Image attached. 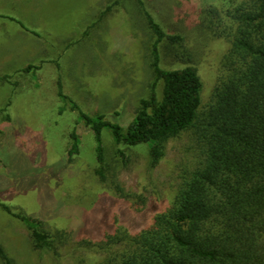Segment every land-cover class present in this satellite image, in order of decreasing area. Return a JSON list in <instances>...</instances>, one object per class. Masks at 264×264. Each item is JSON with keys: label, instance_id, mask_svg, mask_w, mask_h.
I'll return each instance as SVG.
<instances>
[{"label": "rangeland", "instance_id": "1", "mask_svg": "<svg viewBox=\"0 0 264 264\" xmlns=\"http://www.w3.org/2000/svg\"><path fill=\"white\" fill-rule=\"evenodd\" d=\"M142 1L166 32L184 35L186 46L193 49L194 66L203 83L198 110L203 118L216 84L226 73L223 63L231 42L209 35L197 39L194 26L209 6L224 14L248 0ZM10 2L8 9L16 11L15 15L22 16L18 9L24 5L26 21L19 25L41 35L39 60L33 59L40 74H27L30 85L26 90L19 87L15 97L38 104L34 111L39 120L25 127L22 139L13 141L17 147L4 159L9 164L0 167V245L14 264H105L123 250L120 240L107 246L109 236L138 234L175 202L183 174L200 161L195 137L187 130L168 140L165 156L150 168L147 146L124 150L128 162L123 165L110 130L103 129L106 161L114 168L121 189L133 195L123 199L95 176L96 143L80 115H104L125 128L134 118L139 100L148 97L152 81L149 31L139 8L130 0H121L113 9L116 12L103 15L98 22L102 0ZM33 7L38 11H26ZM8 47L0 45V52ZM165 56L162 52L163 69L185 66ZM38 76L42 85L37 83ZM72 133L77 136L79 151L70 158ZM119 148L123 150V146ZM22 219L38 222L54 239L52 248L34 250L29 226Z\"/></svg>", "mask_w": 264, "mask_h": 264}, {"label": "trees", "instance_id": "2", "mask_svg": "<svg viewBox=\"0 0 264 264\" xmlns=\"http://www.w3.org/2000/svg\"><path fill=\"white\" fill-rule=\"evenodd\" d=\"M120 1L111 2L103 14L114 11ZM130 1L149 31L152 81L148 97L139 100L125 128L104 115L91 118L81 113L96 143L94 174L123 199L133 196L121 189L106 161L105 128L123 165L128 162L124 150L145 145L149 166L156 167L165 156L164 144L187 130L201 157L192 171L183 174L175 202L157 214L150 227L136 235L109 236L107 246L120 240L123 250L110 254L105 264H264V0L242 2L224 14L212 6L201 11L194 26L196 38L209 35L231 42L223 63L226 73L203 118L198 115L203 83L186 37L166 32L142 0ZM162 52L185 66L163 69ZM32 69L36 68L25 72ZM71 139L70 158L79 151L74 133ZM22 220L29 226L34 250L52 248L54 239L38 222ZM0 261L14 264L1 245Z\"/></svg>", "mask_w": 264, "mask_h": 264}, {"label": "crops", "instance_id": "3", "mask_svg": "<svg viewBox=\"0 0 264 264\" xmlns=\"http://www.w3.org/2000/svg\"><path fill=\"white\" fill-rule=\"evenodd\" d=\"M110 2L111 0H102L101 8L103 7V9L99 13L98 22L99 19H103V15L109 17L110 13L103 14V12L110 5ZM9 5H11L10 0H0V45H10L9 50L0 52V167L9 164L8 161L6 164L4 159L5 156L11 155V151L17 147L13 141L17 137L22 139L26 132L25 127L39 120L37 117L39 113L34 111L38 108V104L34 106L30 103V100H27L28 102L16 101L15 97L19 87L22 89L23 86L26 90L27 84L30 85L27 81L29 73L36 71L40 74V67L39 70L33 69L28 72H25V69L30 66L36 67L33 65L36 64L33 59L39 60L40 48L38 46L41 35L38 32L31 34L22 25H19V22L24 23L26 21L25 16H27V13L23 11L25 9L24 5H20L18 9L22 12V16L15 15L16 11H13V9L9 10ZM30 10L33 12L38 11L35 7L26 11L29 12ZM116 11L115 9L113 13ZM93 27L94 24L89 28ZM13 44H16V46H13ZM37 83L42 85V79L39 76ZM13 85L17 87H13ZM58 86L60 89V84ZM22 148L19 143L18 150Z\"/></svg>", "mask_w": 264, "mask_h": 264}]
</instances>
